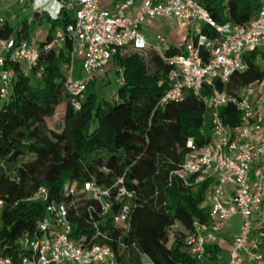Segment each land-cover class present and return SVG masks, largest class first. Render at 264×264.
I'll return each mask as SVG.
<instances>
[{
  "label": "built area",
  "instance_id": "1",
  "mask_svg": "<svg viewBox=\"0 0 264 264\" xmlns=\"http://www.w3.org/2000/svg\"><path fill=\"white\" fill-rule=\"evenodd\" d=\"M31 2L34 14H48L39 0H0L2 9ZM58 14L73 11L68 26L55 29L52 38L44 29L34 37L14 33L0 37V111L10 100L16 80L15 65L25 74L37 67L45 52L69 55L64 66V86L73 109L79 111L87 99L89 86L115 68L114 57L122 51H156L172 67L167 75L168 88L163 103L179 102L192 93L205 106V125L210 128V142L198 146L189 139L188 155L171 174L184 185L194 187L209 183L204 204L208 222L195 220L188 231L177 223L170 234L184 231L187 252L201 264H264V79L228 91L232 76L249 68L246 55L258 52L257 60L264 69V0L256 18L248 25L221 24L197 0H58ZM50 12V11H49ZM161 19L180 21L187 31L181 46L171 43L159 31L150 39L143 29L149 22ZM11 20H15V15ZM6 23L0 17V28ZM206 31H210L205 33ZM46 35L39 42L37 35ZM72 42L71 50L67 42ZM44 45L42 46V43ZM178 52L166 55L172 47ZM76 61L82 77L75 76ZM119 85L124 84L119 70ZM41 76L38 72L37 77ZM163 82L160 83L162 85ZM232 105L240 115L237 126L226 125L221 117L223 108ZM85 194L95 201L87 208V223L94 232H80L71 219L75 203L50 201L49 191L39 188L29 200L49 202L47 215L35 229L17 240L18 262L0 255V264H118L113 248L102 243L107 236L102 228L108 225L130 229L136 192L120 177L108 187L86 182L82 187L68 183L65 198ZM7 204L0 194V234L2 215ZM94 215L99 217L95 220ZM240 217V230L235 235L228 258L222 255L220 235ZM217 247L211 260L209 247ZM142 255V254H141ZM145 264H153L142 255Z\"/></svg>",
  "mask_w": 264,
  "mask_h": 264
},
{
  "label": "trees",
  "instance_id": "2",
  "mask_svg": "<svg viewBox=\"0 0 264 264\" xmlns=\"http://www.w3.org/2000/svg\"><path fill=\"white\" fill-rule=\"evenodd\" d=\"M197 1L221 24L248 25L260 9V0ZM43 17L51 39L55 29H65L73 21L74 14L63 9L56 19L49 14ZM39 20L38 13L18 27L7 20L0 37L28 35ZM71 47L68 40L67 49ZM177 52L172 46L166 55ZM258 54L246 55L249 68L232 76L226 88L230 93L264 79ZM69 62V55L58 56L52 51L41 53L37 67L28 75L14 66L12 95L0 111V194L7 204L1 219L0 255L18 262L17 240L46 217L49 202L29 200L39 188L49 191L50 201L74 202L77 208L70 213L75 228L92 233L87 208L95 206V201L85 194L65 198V185L82 187L94 182L105 188L124 177L136 192L130 229L103 227L107 239L101 241L113 248L118 264H145L142 255L153 264H201L188 254L184 231L178 230L173 238L170 230L178 223L188 231L195 220H209L204 206L209 183L188 187L177 177L171 178L188 155L189 139L198 146L211 140L203 102L188 93L182 101L163 103L172 67L154 50H134L114 57L116 73L119 76L121 70L124 79L114 99L100 98L91 87L93 82L77 111L64 86L63 68ZM75 76L82 77L78 61ZM221 117L226 125L240 122L232 105L222 109ZM94 218L99 219L97 215ZM208 251L215 260L217 247Z\"/></svg>",
  "mask_w": 264,
  "mask_h": 264
},
{
  "label": "rangeland",
  "instance_id": "3",
  "mask_svg": "<svg viewBox=\"0 0 264 264\" xmlns=\"http://www.w3.org/2000/svg\"><path fill=\"white\" fill-rule=\"evenodd\" d=\"M48 5L53 9L54 14H58L59 10L61 8V5L57 2V0H47ZM104 3L105 0H102ZM30 6L29 3L25 4L23 7L18 4L13 6L11 9H2L0 12V17H3L6 21L12 19L14 13L17 14V20L13 22L11 20L12 25H15L18 22V19L23 20L30 18L33 13L34 9L29 8L28 10H23L21 12V17L19 16L20 9H25ZM160 24H164L165 31L167 34H169L170 38L172 39V42L176 46H181L184 42L185 36L187 35V31L185 29V26L177 20H167V19H161L159 21ZM155 31V30H154ZM156 33V32H155ZM154 33V34H155ZM79 68V67H78ZM81 70V68H80ZM82 73V70H81ZM83 75V74H82ZM119 76L116 73V69L112 68L108 71V73L104 74L103 76L99 77L97 81L95 82V85L91 86L93 89H95L97 95L102 98H107L109 100L114 99L116 96L117 90L119 88ZM240 228V217L237 216L231 221V229L232 230H238Z\"/></svg>",
  "mask_w": 264,
  "mask_h": 264
},
{
  "label": "crops",
  "instance_id": "4",
  "mask_svg": "<svg viewBox=\"0 0 264 264\" xmlns=\"http://www.w3.org/2000/svg\"><path fill=\"white\" fill-rule=\"evenodd\" d=\"M57 2H58V0H57ZM29 4H30V6L28 8H25V9H22V10L20 9V11H19V16L20 17H21L20 14H21V12L23 10L25 11V10H28L29 8H32L31 2H29ZM38 4H42L40 6L43 7L44 9H46L48 14L50 13L51 15H55L54 12H53V9L48 5L47 0H39ZM21 6L23 7L24 5H21ZM14 15H15V20H13V22L17 20V14L14 13ZM44 15H46V14H44ZM44 15H39V18H40L39 23L38 24L34 23V25L29 29V34L32 35L33 37L35 36L34 32L36 33L38 28L39 29H44V31L48 35V22H47L46 18L43 17ZM33 17H34V13H33V15L30 18L23 19L21 21H20V19H18V22L15 24V26L18 27V25L21 22H23L25 20H31ZM9 21L12 22L11 19ZM143 31H144L145 34H147V36L150 39H153L154 33L159 31L161 34L167 36L168 39L173 44L172 39L170 38L169 34H167L166 31H165L164 24H160L157 21L149 22L147 25H145ZM45 37H46L45 34L44 35H42V34H40V35L38 34L37 35V39H38L39 42H42ZM108 71L109 70H107L106 73H108ZM239 230H240V228L238 230H232L231 226H230L226 231H224L220 235V237H221V251H222V255L225 257V259L228 258V252L231 249L232 241H233L235 235H237L239 233Z\"/></svg>",
  "mask_w": 264,
  "mask_h": 264
}]
</instances>
